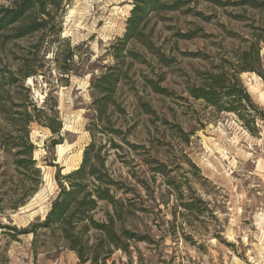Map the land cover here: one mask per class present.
<instances>
[{
  "label": "rangeland",
  "instance_id": "1",
  "mask_svg": "<svg viewBox=\"0 0 264 264\" xmlns=\"http://www.w3.org/2000/svg\"><path fill=\"white\" fill-rule=\"evenodd\" d=\"M182 1L179 11L151 12L141 38L121 43L115 105L101 118L94 103L103 95L94 84L117 64L114 46L125 36L134 0H63L45 31L0 38V264H81L47 230L38 231L34 244L30 228L46 219L92 143L109 173L135 186L143 200L128 224L135 221L154 242L132 245V264H264V0H256L259 7L240 5L244 0ZM179 33L192 36L179 39ZM245 51L256 61V72L239 76L258 108L255 123L188 92L225 61L232 72ZM150 80H162L169 94L153 93ZM33 106L56 113L59 135L37 123L22 125L20 114ZM26 139L35 161L28 168L16 163ZM113 142L121 147L113 149ZM60 145L69 147L62 157ZM132 196L120 190L116 198ZM181 202H194L195 209L190 213ZM100 206L95 219L106 220L111 208ZM113 259L129 264L119 252Z\"/></svg>",
  "mask_w": 264,
  "mask_h": 264
},
{
  "label": "trees",
  "instance_id": "2",
  "mask_svg": "<svg viewBox=\"0 0 264 264\" xmlns=\"http://www.w3.org/2000/svg\"><path fill=\"white\" fill-rule=\"evenodd\" d=\"M1 1L8 3L0 4V38L7 42L24 39L45 31L54 19L53 10H57L59 3L63 0ZM184 5L185 1L182 0H134V8L128 19L125 36L118 41L120 45L114 46L117 53V64L110 67L94 84V88L103 95L94 103L97 118L106 114L109 105H115L112 96L120 77L118 74L121 71L120 63L124 58L121 43L129 39L141 38L151 12H176ZM240 5L260 6L256 0H244ZM177 36L179 39H187L192 35L179 33ZM250 50H254L256 55H259L260 49L256 46H251ZM129 56L137 57L133 52H130ZM67 59L70 60V56ZM252 59L251 52H243L239 66H236L232 72L225 63L233 64L230 61L223 62L216 67L217 72L204 73L206 77L203 78L201 84L191 85L188 88L189 95L218 112L235 113L243 121L247 122L246 117H248L251 122L255 123L258 108L252 103L239 77L242 72L257 71L256 61L253 62ZM162 61L165 64L170 62L166 59ZM63 71L66 72L67 68H63ZM28 76L29 74L26 75ZM161 82L162 80L158 82L150 80L148 84L153 93L167 96L168 90L160 86ZM143 108L147 113L152 111L148 103H145ZM20 115L24 116V118H19L24 127L37 123L48 127L55 135L61 132V123L54 117L56 113H53L51 117L45 109L33 106V112H24ZM261 115L264 117L263 114ZM176 127L180 129L179 126ZM184 137L186 141H189L188 135ZM21 146L23 150L18 155L22 157L17 159L16 163L18 166L28 168L35 164L32 157L33 145L26 139ZM120 147L113 142V149ZM131 148L138 149L134 145ZM104 160L101 151H95L94 143L85 150L82 165L66 176L68 184L67 186L61 185V192L53 202L46 219L31 226L30 231L34 234V244L38 242V231L43 229L49 232L55 245H61L74 252L81 264H117L113 258L118 252L128 256L129 264H132V245L154 242L150 236L141 234L135 221L128 224L130 219H135L137 214L142 212L143 200L139 191L135 186H126L124 182L116 180L106 169ZM152 171L156 175L163 173L162 166L155 167ZM137 182L140 184L143 181L138 179ZM174 187L178 193H181L178 186L174 184ZM120 190H123L125 196L130 194L133 196L116 198ZM180 197L182 200V194ZM100 203L111 208L105 213L106 220L95 219V213L101 209ZM179 206L190 213L195 209L194 202H181Z\"/></svg>",
  "mask_w": 264,
  "mask_h": 264
},
{
  "label": "bare ground",
  "instance_id": "3",
  "mask_svg": "<svg viewBox=\"0 0 264 264\" xmlns=\"http://www.w3.org/2000/svg\"><path fill=\"white\" fill-rule=\"evenodd\" d=\"M73 13V12H72ZM30 82H32V79H30ZM259 82V81H258ZM251 90L254 92V91H256V88L255 87H251ZM261 96H262V98H264V94H261ZM263 100V99H262ZM68 146H66V145H60V146H58V154H59V157H62L65 153H66V151L68 150ZM81 151V150H80ZM79 151V152H80ZM81 153L82 152H80V154H79V156H82L81 155ZM70 160V159H69ZM78 161V160H77ZM70 162V161H69ZM76 163V162H75ZM67 164V163H66ZM73 164V163H72ZM65 166H67V168H68V165H65ZM70 170V169H69Z\"/></svg>",
  "mask_w": 264,
  "mask_h": 264
}]
</instances>
